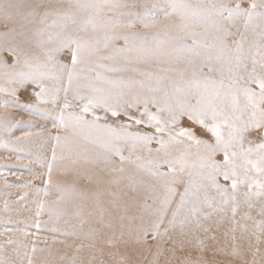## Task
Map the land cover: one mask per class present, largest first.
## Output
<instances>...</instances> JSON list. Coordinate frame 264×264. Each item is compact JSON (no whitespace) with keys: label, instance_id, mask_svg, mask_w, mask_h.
<instances>
[{"label":"snow or ice","instance_id":"1","mask_svg":"<svg viewBox=\"0 0 264 264\" xmlns=\"http://www.w3.org/2000/svg\"><path fill=\"white\" fill-rule=\"evenodd\" d=\"M0 149L45 169L30 173L43 185H19L35 230L99 251L98 264H162L193 245L201 256L181 264H257L264 0H0ZM38 240L30 253L0 245V264H25L8 251L97 264L95 252L57 260L45 250L56 240Z\"/></svg>","mask_w":264,"mask_h":264},{"label":"rangeland","instance_id":"2","mask_svg":"<svg viewBox=\"0 0 264 264\" xmlns=\"http://www.w3.org/2000/svg\"><path fill=\"white\" fill-rule=\"evenodd\" d=\"M29 92H23L21 93V100L23 102H27ZM13 116H15L18 119H21L25 122L29 121L30 118L27 114L23 112H16L13 111L11 113ZM33 123H42L41 121L34 120ZM51 127V125H49ZM22 133L20 131H15L14 135L19 136ZM36 152L33 153H22L21 156H27V155H35ZM48 158H51V152L50 150L46 153ZM45 169H42L39 167V165L35 163H30L28 159H20L15 154H10V150L0 149V245H5L7 248L12 247H20V248H27L29 250V253L31 251L32 242L36 240V237L39 236V240L37 241L38 244V251L41 248H44V241L46 239H55L56 244L54 248L51 249H45V250H52V251H59L60 255L55 257L57 260H65V261H72V260H80L85 259L84 256L77 255L78 251H82L84 253H91L95 252L98 261L101 258V253L97 250L83 247L81 248V245L78 242H75L73 239H68L67 241L64 240L63 234H53L50 233L47 230H42L39 233L35 230L33 226V219H34V210L35 206L31 203L28 204L29 210H24L23 202L17 203L20 194H22L25 189L23 187H19L23 182L26 181H32L35 185L41 186L44 184L43 179H35L32 175H30L31 172H37V173H43ZM7 181L9 184L15 185L11 189H4L2 186L4 182ZM67 183H71V176L69 174V179ZM81 188L88 187L85 184L79 185ZM35 198V193L29 192V200ZM5 202H7L10 209H12L9 212H4L3 208L5 206ZM15 209H20L19 211H16ZM42 219L47 220L48 216L47 214H44ZM10 221V222H9ZM5 227H8L10 229H13V231L5 232ZM25 232L30 233V235H25ZM12 236L17 241L15 244H7V237ZM255 237H252V243L255 244ZM227 241L221 239L220 244L218 247H224L227 245ZM249 241L247 239L241 241V244L244 247L248 246ZM261 248H264V244L260 245ZM122 251L125 252V254H129L131 249H122ZM8 258L16 261H24L25 264H27V259L23 252H21L19 255H16L12 253L11 251H8L6 253ZM204 255L206 257H212L211 252H205ZM201 256L200 250L195 246H190L188 249H186L183 252L176 253V256L173 258L169 254L166 253L164 257L161 258L162 264L164 260H169L171 264H181V261L185 259V257H190L193 261H196ZM151 255L148 252L144 253L143 259L145 261L151 260ZM249 258H251V255H249ZM102 259L107 260L109 257L104 254ZM214 259L219 261H228L233 259L230 256H224L222 253H218ZM257 264H259L257 262Z\"/></svg>","mask_w":264,"mask_h":264},{"label":"bare ground","instance_id":"3","mask_svg":"<svg viewBox=\"0 0 264 264\" xmlns=\"http://www.w3.org/2000/svg\"><path fill=\"white\" fill-rule=\"evenodd\" d=\"M255 239V238H254ZM261 248V247H260ZM261 260H264V248H261V256L257 257V262L260 264Z\"/></svg>","mask_w":264,"mask_h":264}]
</instances>
